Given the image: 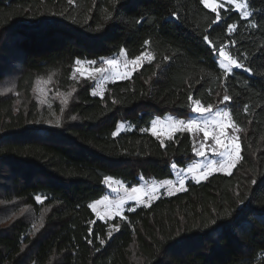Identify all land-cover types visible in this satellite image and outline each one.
Returning a JSON list of instances; mask_svg holds the SVG:
<instances>
[{"label": "trees", "instance_id": "trees-1", "mask_svg": "<svg viewBox=\"0 0 264 264\" xmlns=\"http://www.w3.org/2000/svg\"><path fill=\"white\" fill-rule=\"evenodd\" d=\"M246 4L249 18L202 0H0V264H264V0ZM233 42L244 67L226 75L218 52ZM121 49L151 59L102 95L75 84L76 59ZM40 77L74 88L68 102L38 101ZM190 93L226 107L236 166L128 208L110 230L88 207L104 177L132 187L197 159L189 132L162 141L149 129L168 113L187 118ZM120 122L128 127L113 137Z\"/></svg>", "mask_w": 264, "mask_h": 264}, {"label": "rangeland", "instance_id": "rangeland-1", "mask_svg": "<svg viewBox=\"0 0 264 264\" xmlns=\"http://www.w3.org/2000/svg\"><path fill=\"white\" fill-rule=\"evenodd\" d=\"M209 4L217 6V11H218L219 9H221L219 7L220 5H223V7H225V5L228 4V2L227 0H209ZM239 4H245L246 8L244 10L248 11L251 14V11H249V9L247 8L246 0H234V3L231 4V6L236 11L237 6ZM249 17L250 15L247 18ZM139 56H140V60L137 61L136 64L131 63V61L135 59L127 58L126 54L121 55V52H119L118 54L109 55L108 57L99 58L95 60L96 64L94 65H89V63H87L88 61H94V60L81 59L82 63L79 65L75 63L71 74L73 79L75 80V84L83 80L88 81V83L91 85L90 87L91 95H93V93H96L93 96L102 95V93L105 90V85L107 83H109L110 81L121 80L126 77H129V76H125L124 73L132 74L133 71L136 70L141 63L151 59L150 55L147 52L142 53ZM105 59H116L118 61V64L115 67L103 65L102 61ZM219 60L220 57H218V61H217L218 65H219ZM225 63H228V61H225ZM98 67H104L107 71L105 73H95L93 69ZM105 77H107V79H105ZM33 90L38 101L45 102L47 99L50 98L52 100L57 99L60 102L66 104L68 102V99L72 96L74 88L67 89L66 91L51 89V87L49 86V77H40L35 82L33 86ZM218 111L223 113L224 111H227V109L226 107L225 108L219 107L212 109L211 112L205 113L203 115L191 112V114L187 118H182L185 120H187L188 118H192L197 121H213V120L215 121L214 124L212 123L209 124L208 127L209 139L207 141L203 140L202 131L193 130L192 132H189L192 141L196 139L204 143L205 155L202 157L197 156V159L195 161L185 165L183 169H187L193 164H199L201 166L200 168L196 169L194 172H186V171H181L182 168L177 167L175 170L172 169L173 176L170 177V179L153 180L151 178H144L143 180H140V182L137 185H134L132 187L125 186L121 180L115 178H111L107 183H105L104 181V186L106 187V191L104 195L100 197L98 200L91 203V204H95L96 206L95 211H93L96 218L100 219V217L103 216L104 219L101 220L106 221L109 223V225H111V222L114 219L122 218L124 216L123 214L125 210H127L129 207H133L134 205H142V204L148 205L152 201H154V199H156L157 196L161 194L169 195V193L173 194L181 191L179 190L180 189L179 180L182 177L185 178V182L188 179H192L196 181V179L193 178L194 176L199 177L201 180L204 179L205 173H207V176H209L214 172H221L225 174L231 172L232 168L225 170L219 167L220 162L222 160H225L226 157H222L218 154H214L211 151V148L215 146L214 141L211 140V136L220 135L221 131L223 130L224 135H221L220 138L224 144H232L233 151H232L231 159L237 162L239 158L237 156L236 151L234 150L233 141L235 143H239V140H237L238 128L233 124L229 115L216 116V112ZM169 117H172V119L170 120ZM176 119H181V118H177L176 116L169 113L162 117H155L154 120H157L156 129H155L156 136H158L163 141L171 137L176 132H178V131L176 132L173 131L174 127L176 128L179 127L178 125H174L173 123V121ZM127 127L128 125L126 122L125 123L120 122L118 123L116 130H118L119 132L122 130H126L125 128ZM151 128H152V123L149 128L150 132L152 133ZM196 147L199 148V144H197ZM220 150H223V144L221 145ZM210 164L212 165V167H207ZM164 180H170L172 181V183L163 185L162 181ZM117 181L123 184V187H120V184H117ZM133 187L140 189V191L136 193L131 192V188ZM153 188H155V191H153ZM113 189H116V191H113ZM125 189H128V191L125 192ZM105 196L108 197L107 201L104 200ZM122 197L125 198V202L120 209L119 215H117L116 214L117 201H119ZM98 201H100V203H97ZM109 229L114 230L115 226L109 227Z\"/></svg>", "mask_w": 264, "mask_h": 264}, {"label": "snow or ice", "instance_id": "snow-or-ice-1", "mask_svg": "<svg viewBox=\"0 0 264 264\" xmlns=\"http://www.w3.org/2000/svg\"><path fill=\"white\" fill-rule=\"evenodd\" d=\"M228 4L231 5L234 3V0H227ZM68 3L69 4H72L73 3V0H68ZM202 3L204 4V6L206 8H211V10L213 12H217V6H214V5H211L209 4V0H202ZM220 8H223V5H220L219 6ZM246 8V5L245 4H239L237 6V10L241 12L242 14V18H247L250 13L248 11H245L244 9ZM222 19V16L217 14L216 16V20L213 21V23H218L220 20ZM237 26L235 24H229L228 25V31L229 33H231ZM205 40L206 41H209V37L208 36H205ZM210 42V41H209ZM149 41L145 40L144 41V44L145 45H148ZM214 47V46H213ZM226 47H235V42H233L231 45H227V46H221L219 48V57H220V60H219V66L220 68L224 69L225 71V74L227 75L228 73H231L233 67L235 68H242L244 67V65L242 63H240L237 59H234L228 51H226ZM121 52V55H124L125 54V50L124 49H121L120 50ZM168 57L166 56L165 57V60H167ZM140 60V56H137L135 58V60H132L131 63L132 64H136L137 61ZM225 61H228V63H225ZM75 63L77 65L81 64L82 61L80 59H76L75 60ZM87 63H89V65H94L96 64V61H88ZM103 65H108L110 67H115L117 64H118V61L116 59H105L102 61ZM93 71L95 73H105L107 70L104 68V67H98V68H94ZM245 71H249V69L245 68ZM125 76H130L131 74L130 73H124ZM105 79H107V77H105ZM96 93H93V95H95ZM231 100V97L228 96V95H225L223 97V102H229ZM188 101L190 102L191 104V112L192 113H196V114H200V115H203L205 113H209L212 111V106L209 105L208 107H204L202 106V101L200 99H196L194 94L193 93H190L188 95ZM245 109H247V105H245ZM220 115H224V116H228L229 113L227 111H224L223 113L221 112H216V116H220ZM73 120L76 119L75 116L72 117ZM169 119L171 120L172 117H169ZM156 123H157V120H153L152 121V128H151V131H152V134L155 136L156 135ZM174 125H178L179 127L176 128L174 127L173 128V131L176 132V131H179V132H183V131H187V132H192L193 130H198V131H202L203 132V140L204 141H207L209 139V132H208V127H209V124L212 123L214 124L215 121H197L195 119H192V118H188L187 120L185 119H176L173 121ZM118 134V130L117 131H113L112 132V136L113 137H116ZM221 135H224V132L223 130L221 131L220 135H212L211 136V140L214 141L215 143V146L211 148V151L214 153V154H218L222 157H226L225 160H222L219 164V167L221 169H229V168H234L236 166V161L232 160L231 157H232V151H233V148H232V144H224L223 141L221 140L220 136ZM171 138V137H170ZM234 143V150L236 151L237 153V156L239 158V152H240V144L239 143ZM199 144V148L196 147V145ZM223 144V150H220L221 148V145ZM192 151L195 153L196 156L198 157H202L205 155V151H204V143L202 141H199V140H196L194 139L193 140V149ZM177 164L176 163H173L171 165V168L173 170H175L177 168ZM201 166L199 164H193L191 165L190 167H188L187 169H181V171H186V172H194L196 169L200 168ZM207 167H212V165H208ZM194 179H196L197 183L200 182V178L199 177H193ZM111 178L110 177H104V181L105 183H107ZM139 179L143 180L144 177L141 176ZM204 179H207V173H205L204 175ZM256 181L253 180V183H255ZM172 181L170 180H164L162 181V184L163 185H167V184H171ZM117 184H120V187H123V184H121L119 181H117ZM179 185H180V189L181 191H186V188H185V178H181L179 180ZM113 191H116V189H113ZM128 189H125V192H127ZM140 191V189L138 188H131V192L133 193H136ZM153 191H155V188H153ZM169 195H171V193H169ZM35 200L37 202H40L41 201V196L40 195H36L35 196ZM104 200L107 201L108 200V197L105 196L104 197ZM125 202V198H121L119 201H117V205H116V214L119 215L120 213V209L122 207V205L124 204ZM97 203H100V201H98ZM241 203H243V201H241ZM89 208H92L93 211H95V204H89L88 205ZM128 211H135L134 208L132 207H129ZM100 219H104L103 216L100 217ZM90 223H94L92 221H90ZM35 227V226H34ZM109 227H112V225H109ZM119 225H116L115 226V230H119ZM89 234L91 235L92 234V230L90 229V232ZM109 237L112 236V232H109L108 233ZM88 243L91 244L92 243V240H88ZM100 244L101 245H104L105 244V241L103 239H100Z\"/></svg>", "mask_w": 264, "mask_h": 264}]
</instances>
